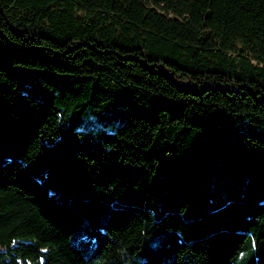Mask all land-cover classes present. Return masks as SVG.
I'll use <instances>...</instances> for the list:
<instances>
[{
  "label": "trees",
  "instance_id": "16d2710c",
  "mask_svg": "<svg viewBox=\"0 0 264 264\" xmlns=\"http://www.w3.org/2000/svg\"><path fill=\"white\" fill-rule=\"evenodd\" d=\"M0 264H264V0H0Z\"/></svg>",
  "mask_w": 264,
  "mask_h": 264
}]
</instances>
